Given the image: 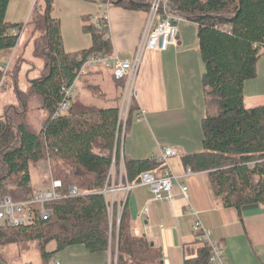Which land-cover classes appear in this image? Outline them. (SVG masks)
I'll return each mask as SVG.
<instances>
[{"label":"trees","instance_id":"16d2710c","mask_svg":"<svg viewBox=\"0 0 264 264\" xmlns=\"http://www.w3.org/2000/svg\"><path fill=\"white\" fill-rule=\"evenodd\" d=\"M9 1L0 0V65L10 58L0 91L16 70L20 36L13 29L21 30L29 23L38 34L41 40L34 41L33 56L41 60L42 67L28 80L26 91L16 87L17 78L13 80L16 102L6 104L0 114V193L14 200L27 198L34 191L29 166L46 160L52 165L53 178L62 181L64 194L72 183L82 194L47 203L52 214L45 220L37 218L26 226L0 225V260L9 245L36 241L43 264L54 259L55 251L73 245H83L92 253L110 251L109 264H163L160 248L132 234L127 204L117 223L116 201L112 218L101 192L109 185L113 158L117 165L120 158L116 128L123 80L115 79V105L85 103L77 94L66 112L53 117L63 99L61 87L73 80L79 59L112 52L108 28L92 23L90 15H81L91 45L66 51L60 21L51 14L52 0H44L43 11L33 8L25 24L6 19ZM118 4L145 9L132 1ZM173 7L196 24L203 64L202 150L184 154L182 161L194 172H207L214 195L221 197L225 207L239 212L245 204L264 205V104L248 107L244 103L245 83L256 78L258 60L264 55V0H173ZM94 71L90 69L80 82H86ZM138 110L132 100L127 128ZM123 160L130 182L160 167L157 158L123 156ZM50 241L55 242L52 251L46 249ZM196 242L194 254H186L183 264H209L208 245Z\"/></svg>","mask_w":264,"mask_h":264},{"label":"crops","instance_id":"0c3cea01","mask_svg":"<svg viewBox=\"0 0 264 264\" xmlns=\"http://www.w3.org/2000/svg\"><path fill=\"white\" fill-rule=\"evenodd\" d=\"M145 19V9H126L121 5L110 7L107 25L112 50L124 57L128 55L131 57ZM194 25L197 32V26L195 23ZM178 28L177 45H170L164 51H147L144 55L136 81L135 102L138 109L145 110V115L136 121L135 115L138 111L133 114L134 117L126 130L122 145L123 156L133 159L148 157L156 159L161 155L164 147L178 149L175 156L167 159V167L178 177V182L174 183L172 200L154 199L150 188L146 185L132 187L126 201L131 217V232L134 236L146 237L148 241L160 248L163 264H183L186 254H194L198 246L192 230L193 209L197 211L199 219L211 236L222 246L229 264H264V205L245 204L241 206L239 212L235 208L225 207L221 197L214 195L207 172L192 170L187 172L188 166L183 163L182 156L202 150V137L199 134L191 146L176 144L170 139L166 142L169 134L174 131L164 127L160 129L157 136L153 134L151 124L154 120L159 121L157 113L167 114L169 119L172 115L181 113V110H186L188 106L192 109L196 105L199 111V107L203 105L202 87L200 89L199 84L198 87L196 86L195 76H193L196 69V77L198 75L199 79L203 70L202 61L197 59L198 39L194 40L190 49L189 36L182 35L179 24ZM86 78H92L99 85L102 81L109 80L108 82H111L113 86L110 91L106 90L103 94L106 98H110L109 102L117 103L115 101L118 95L117 82L110 70L95 69ZM85 84L86 82L82 81L79 85L83 87ZM81 93L80 90L76 94L83 98L84 95ZM244 103L248 107L264 104V56L258 60L256 78L245 83ZM175 121L182 122V116L176 117ZM184 133L180 131L179 135L184 136ZM189 137L191 136L188 134L185 139ZM160 138H163L165 143L159 147ZM36 169L41 168L36 166ZM163 170L164 168L160 166L152 172L160 175ZM45 175L46 173L42 177ZM179 184L187 185V198L181 193ZM144 207L147 211H144ZM54 248L55 246H52L48 251ZM7 253L8 255L5 250L4 260L1 261L4 264H13L14 260H11L12 256H10L12 253ZM87 254L88 257L84 260L70 258L65 260V263L109 264L108 251ZM41 264H43L42 261Z\"/></svg>","mask_w":264,"mask_h":264},{"label":"built area","instance_id":"2783aa9c","mask_svg":"<svg viewBox=\"0 0 264 264\" xmlns=\"http://www.w3.org/2000/svg\"><path fill=\"white\" fill-rule=\"evenodd\" d=\"M36 3L37 0H31ZM98 1L99 9L102 10L100 15L93 16L95 25L108 28L107 17L110 6L119 1H132L136 4H141L146 8V19L142 28L141 35L134 52L130 58H121L119 54L112 50L111 53H94L88 55L84 59L80 58V65L76 69L75 76L71 83L61 87L63 99L59 102L53 117H58L66 112L70 105V100L74 97L77 83L90 69L104 68L111 71V74L116 80H123L124 87L122 92L123 105L119 112L118 125L122 128L123 134L126 129L127 112L132 100H136V81L142 60L147 51H164L170 45L178 44V22L185 19L184 16L173 7V0H96ZM12 33H18L21 36L22 29H13ZM10 58L7 59L1 66L2 75L0 78V87L8 72ZM125 107V112H123ZM124 113V115H122ZM145 110L139 109L135 115L136 120L144 117ZM178 149L174 147H164L161 155L157 158L160 166L164 168L162 174L156 175L152 171H144L140 173L136 181H129L126 176L125 165L123 158L119 160L117 165L113 158L110 170L108 173L109 185H105L101 192L106 197L109 206L117 203V207L121 210L127 201L128 192L135 185H146L150 188L153 198L156 200L169 199L172 200V189L177 176L174 175L167 167V159L175 156ZM48 165L50 164L49 161ZM44 176L46 184L39 189L34 190L27 198L22 200H14L9 195L0 193V225L8 226H26L32 224L37 218L47 219L52 214V210L46 206L47 203L61 199L65 196H78L82 194L81 189L72 183L68 186L67 192H62V181L53 178L51 167ZM189 167L187 172H189ZM106 182V183H107ZM181 193L185 198L188 197V187L184 184H179ZM144 211L147 208L144 207ZM194 218L192 230L195 233L196 240L204 242L210 249L209 264H229L225 258L224 250L217 240H215L209 230L202 224L198 217L197 211L192 209ZM110 263V261H109ZM0 264H4L0 260ZM48 264H60L59 260L52 259Z\"/></svg>","mask_w":264,"mask_h":264},{"label":"rangeland","instance_id":"374dc122","mask_svg":"<svg viewBox=\"0 0 264 264\" xmlns=\"http://www.w3.org/2000/svg\"><path fill=\"white\" fill-rule=\"evenodd\" d=\"M118 3L116 4L114 3L112 6L119 5ZM44 7H45L44 0H37L36 3H33L31 0H10L6 11V19L12 22L14 21L23 22L25 24L31 18L33 8H36L39 11H43ZM101 13L102 10L99 9L98 1L96 0H52L51 14L57 17L60 21L62 43L66 51H76L83 48H88L91 45V34L83 30L82 27L83 22L81 19V15H90V21L93 22V16L100 15ZM178 23L182 29L181 30L182 35L189 36L188 39L190 43L189 48L192 49L194 40L197 41V35L195 30L196 27L194 23L186 19H181ZM31 30L32 29L30 28L29 23L25 26V28L24 26L22 28L23 35L20 36L19 38L20 43L16 49L17 58L14 57V61L16 58V63L14 62L16 65V66L14 65L16 70L11 71V78L10 77L7 78V87L0 91V114L3 112L6 104L16 102L13 80L17 78L16 87L21 88L23 91H26L27 88L29 87L28 80L36 77L39 73L38 70L41 69L42 67L41 60L33 56V43L34 41L37 40L40 41L41 39H37L38 34L33 33V31ZM119 56L121 58H130L129 55L125 57L123 55H119ZM197 59L200 62L202 61L201 57H199V54ZM201 65L203 68L202 62ZM18 70L20 71L18 72ZM193 76H195L194 78H195L196 86L198 87L199 84L201 89V84H200L201 74L198 79V75L196 77V69H195V74H193ZM108 81L105 82L102 81L100 86L99 84H96L92 80V78L90 79L88 78L86 84L83 85V87L82 86L80 87L79 85L80 82L77 83L75 94L81 90L82 91L81 95H84V97L82 98L81 96L79 98H82L85 101V103H93L101 106H111L115 103L109 102L110 98L109 97L106 98V96H104L103 94L104 91L106 90L110 91L113 86L112 83ZM75 94L74 96L77 97V94L76 95ZM202 100H203V92H202ZM122 105H123V101L121 97L119 103L120 111ZM122 111L125 112V107H123ZM204 113H205L204 100H203V105L199 107V111L196 105L194 108L192 107V109L188 106L186 110H181V113L172 115V117L169 119H168L169 116L167 114L157 113L159 115L158 116L159 121L157 122L154 120L152 121V124L150 122V124L152 125L153 134L154 136H157L158 132H160V129L164 127L174 131V133L169 134L166 142H168V140L170 139L176 142V144L179 143L184 146H189V145L191 146L194 143V141H196V137L198 134L199 136L202 137L201 118L204 116ZM122 115H124V113H122ZM181 116L183 118V121L176 122L175 121L176 117H181ZM180 128L182 129L180 131L185 132L184 136L179 135ZM126 130L127 127L125 129V133ZM125 133L123 134L122 128L117 123L116 136L117 138L119 136V153H120L119 160L121 159V157L123 158L122 145H123V138ZM188 134L191 137L185 139ZM164 143L165 141H163V138H160L159 147L163 146ZM119 160H118V164H119ZM36 166H39L41 169L37 170ZM50 167L52 169V165L51 164L48 165L46 160H40L35 164L34 163L30 164L29 167L30 176H31L30 181L34 190H36V188L37 189L40 188L41 184L42 185L46 184L47 181L46 179H44V177H42V175L44 173H47L48 172L47 169ZM109 211H110V216L113 218L112 216L113 209L111 207L109 208ZM120 212L121 210H119L117 207V214L114 215L115 216L114 219L116 218L117 223L119 220ZM52 246H55L54 241H50L46 245V249L48 250ZM5 250L7 255H8L7 252H9V254L12 253L10 254V256H12L11 260H14L13 264H41L42 257L40 255L39 247L36 241L11 244V246H9V248H6ZM87 253L90 252H88V250L83 245H73L55 251L53 253V256L54 259L59 260L61 264H66L65 260L70 258H73L75 260H84L85 258L88 257ZM108 253L110 255V251H108Z\"/></svg>","mask_w":264,"mask_h":264}]
</instances>
